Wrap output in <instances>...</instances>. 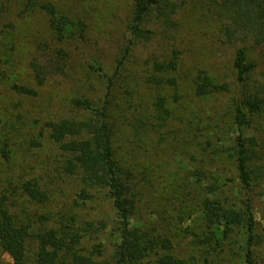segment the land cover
Wrapping results in <instances>:
<instances>
[{"label": "trees", "instance_id": "16d2710c", "mask_svg": "<svg viewBox=\"0 0 264 264\" xmlns=\"http://www.w3.org/2000/svg\"><path fill=\"white\" fill-rule=\"evenodd\" d=\"M198 1L219 21L223 43L234 48L231 71L235 95L230 119L237 131L231 141L219 131L215 138L205 140L199 151L212 165H232L234 177L227 182L222 175L211 172L213 168L211 171L200 168L205 167L204 161H195L194 169L188 171L189 177L180 189L178 186L181 193L168 200V206L172 207L178 199L180 208L175 216L171 215L168 221H154L146 218L149 216L146 211L144 219L138 218L141 205L147 201L151 185L147 171L152 166L142 167L136 162L138 156L134 157L135 150L130 147L132 138L145 136L149 126H155L156 122L163 128L172 112L167 99L161 96L155 98L152 104L155 112L150 118L142 117L139 110L135 112L134 105L131 106L134 113H128L131 102H116L115 106L113 92L116 77L125 64L124 54L116 59L112 76L106 75L100 64L92 62L89 69L106 82L99 104L87 98H75L71 105L76 116L44 124L47 139L63 158L62 172L77 182L78 191L69 210L55 215L42 214L36 216V221L28 222L10 211L7 197L0 198V252L9 257L12 264H220V260L229 255L235 264H258L257 248L262 240L252 202L247 196L241 198L240 190L249 192L255 175H261L260 170L264 177V167L256 165L262 161L257 154V141L244 137L242 132L264 112V0ZM129 2L131 13L127 29L133 41L147 40L154 34L148 27L154 14L163 35L177 30L174 16L180 5L168 0ZM21 5L22 13L39 11L45 16L55 47L29 65L33 86L9 85L16 96L35 98L38 88L51 77L64 74L70 56L63 45L82 40L87 26L61 13L48 0H21ZM5 11L0 0V18ZM256 52L262 63L256 60ZM150 68L152 73L147 83L156 89L172 88L173 102L179 101L177 80L173 77L179 73V53L171 51L169 59L164 61L152 59ZM2 74L0 72V83ZM165 74L171 77L164 78ZM190 92L195 99H205L228 95L232 89L229 83L200 69L193 74ZM126 96L130 97L127 101L133 99L131 91ZM120 115L124 119V131L130 135L127 146L122 143L116 126V117ZM142 128L145 132L140 133ZM39 138L43 139L41 133ZM41 139L33 141V146L40 148ZM1 140L0 158L8 163L11 150L9 144ZM18 190L33 205L50 203L51 193L38 179L21 177ZM228 190L233 194L227 193ZM101 192L111 208L116 234L110 256L104 261H99L104 251L101 242L92 245L90 253H85L82 241L85 235L105 231L108 225L80 221L77 212ZM182 242L191 246L188 260L182 254Z\"/></svg>", "mask_w": 264, "mask_h": 264}, {"label": "rangeland", "instance_id": "374dc122", "mask_svg": "<svg viewBox=\"0 0 264 264\" xmlns=\"http://www.w3.org/2000/svg\"><path fill=\"white\" fill-rule=\"evenodd\" d=\"M1 1L6 11L0 18V72L3 73L0 83V139L9 144L11 160L6 163L0 158V198H8L13 214L29 222L30 219L36 221L42 214L55 215L69 210L78 191L77 182L62 172L63 158L57 147L47 139L44 124L76 116L71 105L75 98H87L99 104L106 82L89 66L97 62L106 75L112 76L115 61L123 54L125 64L116 77L113 92L115 106L116 102H131L128 113H134L131 107L134 105L135 112L139 110L142 117L150 118L154 111L152 104L157 96H161L167 99L172 112V117L163 128L158 127L156 122L155 126H149L145 136L132 135L130 147L135 150L134 157L138 156V161L131 159L142 167L152 166L147 171V180L151 182L147 201L141 205L138 218L144 219L146 211L149 213L146 218L154 221H168L171 215L175 216L180 208L178 199L172 207L168 206V200L181 193L180 185L189 177L188 171L194 169L195 161H204L205 167L202 165L200 168L206 171L213 168L211 172L222 175L227 182L234 177L232 165H212L210 159L203 157L199 151L205 140L215 138L219 131L229 141L237 134L230 119L235 95L231 71L234 48L223 43L219 21L204 4L198 0H185V3L168 0L180 5L174 16L177 30L163 35L154 14L148 25L154 34L147 40L133 41L127 29L131 13L129 0H48L61 13L85 22L86 34L82 40L63 45L70 56L64 74L51 77L43 87L38 88L37 97L23 98L11 92L9 85L22 83L33 86L29 65L55 47L48 32L47 20L41 12L22 13L21 0ZM173 50L179 53V73L173 75L178 85L177 102L172 100V88L156 89L147 83L152 73L151 60H168ZM256 53V60L262 63L259 52ZM200 69L229 83L232 92L205 99L193 98L191 79ZM261 69L262 66L259 67L260 72ZM163 77L171 76L165 74ZM253 79L257 80L258 76H253ZM130 91L133 99L127 101L130 97L126 94ZM116 119L121 141L127 146L130 135L124 131V119L121 115ZM144 130L142 128L139 132ZM242 132L244 137L256 139L257 154L262 159L256 165L264 167V112ZM40 133L43 139L39 138ZM37 139L42 140L40 148L33 146V141ZM260 173L255 175L251 190L246 192L241 189L240 195L243 199L247 196L252 202L257 231L262 240L257 248L258 264H264V177L261 170ZM21 177L38 179L42 187L50 191V203L36 206L27 202L18 190ZM189 182L191 184V179ZM227 193L233 194V191L228 190ZM77 212L80 221L108 225L105 231L87 234L82 241L85 253H90L92 245L101 242L104 251L99 261L108 259L116 234L113 214L103 192ZM181 246L184 248L182 254L188 260L191 246L187 242H182ZM231 258L229 255L227 259H221L220 264L225 261L235 264ZM0 264H12V261L0 252Z\"/></svg>", "mask_w": 264, "mask_h": 264}]
</instances>
